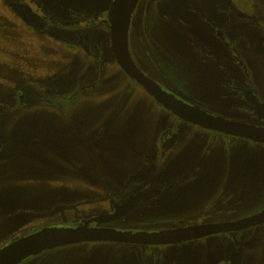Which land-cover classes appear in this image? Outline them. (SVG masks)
I'll return each mask as SVG.
<instances>
[{
  "label": "rangeland",
  "instance_id": "rangeland-1",
  "mask_svg": "<svg viewBox=\"0 0 264 264\" xmlns=\"http://www.w3.org/2000/svg\"><path fill=\"white\" fill-rule=\"evenodd\" d=\"M111 1L0 0V249L40 229L77 227L109 212L107 189L91 177L102 172L97 161L105 157L116 174L126 169L134 161L129 155L148 151L147 140L167 115L153 111L151 96L116 62L107 25ZM136 7L140 25H132L128 51L137 68L185 103L251 122L233 78L215 72L219 56L228 64V51L208 37L204 14L188 8L211 18L218 11L237 27L231 40L239 62L264 98V0H138ZM50 12L61 24L47 22ZM171 122L182 130L180 145L152 178L182 179L177 190L124 215L114 228L146 233L178 222H236L264 209L263 144L168 116ZM244 245L249 262L264 264V224L184 244L70 243L18 264H218Z\"/></svg>",
  "mask_w": 264,
  "mask_h": 264
},
{
  "label": "flooded vegetation",
  "instance_id": "flooded-vegetation-1",
  "mask_svg": "<svg viewBox=\"0 0 264 264\" xmlns=\"http://www.w3.org/2000/svg\"><path fill=\"white\" fill-rule=\"evenodd\" d=\"M112 2H113V0L111 1V6H109L110 9L108 11L109 16H108V23H107L108 29L110 31V35H111L110 18H111ZM136 6H137V3L134 6V8L132 9V12H131L132 17L130 16L129 28H128V32H127V47H129V39L131 38V37L129 38V34L131 33L132 25L134 24L136 26V28H139V25H140L141 15L138 14V15L134 16L135 10L137 8ZM188 9L193 13L194 12L196 13L199 11V12L204 14V16L202 17L203 21H204V22H202L203 26L205 28V25H206L207 28L209 29L210 33H211V35H209L208 37L209 38H210V36L215 37V39H217L225 47V50H227L229 53L228 57L225 58L226 60H228V64L221 63L222 62V60L220 59L221 56L218 57V59H217L218 67H217V69H215V72H217L219 74H226V75H229L230 78H233V81H234L233 84L237 88V92L235 94L240 101V105H244V107H242V110L247 112L251 116V122H245L244 125H251V126H256L259 128H264V106L258 107V105H256L255 102H253V98H257L259 102L264 104V98H262V96L259 95L257 93L256 89L254 88L252 77H251L250 73H248L247 66L245 65V63H243L242 61H241V63L239 62V60H240V57L238 55L239 53L235 49L233 41L231 40V37L233 35L237 34V31H238L237 27H235L232 24H229V22H225L221 17H219V15L217 14L218 11L215 12L214 17L212 16V18H211L208 16L210 14H206L207 12H204L205 11L204 9H201V8H188ZM216 10H218V9L216 8ZM77 12H79V11H77ZM162 12H166L167 15L168 14L169 15L174 14V12L171 10H169V11L165 10ZM47 14L49 15V14H53V13L50 12ZM133 19L139 20L137 25L134 23ZM46 20L48 23H50L52 25L61 24L60 18L58 16H56L55 14H53L51 17H46ZM132 35H134V34L132 33ZM239 36H242V35H239ZM111 39H112V35H111ZM130 42H131V39H130ZM112 45H113V43H112ZM113 50H114V48H113ZM203 51H205L206 55L209 57L208 52H212V49L208 48V50L204 49ZM114 53H115V51H114ZM115 57H116V55H115ZM130 57H131V55H130ZM223 58H224V56H223ZM131 59H132V57H131ZM132 61H133V59H132ZM116 62L118 64L119 68L121 69V71H123V69L120 67V65L118 63V60H116ZM133 63H134V61H133ZM235 64L236 65L238 64L237 66L239 69L236 68ZM232 70L238 71L240 77H239V75L235 76L234 73L232 72ZM242 73H243V75H242ZM208 74H210V72ZM209 77H211V75H208V78ZM147 78H149V77H147ZM137 84L140 85L139 83H137ZM144 91L149 96H151V98L153 99L151 106H150V107H153V111H155V110L158 111V109H159L162 113L166 112L167 115H162L163 119H162L160 126L157 128L158 129L157 132L156 133L154 132L153 137L151 139L147 140L149 142H152L151 144H149L150 147L147 149L148 151L146 153H144V155H129L128 159L129 160L132 159L134 161L126 169H123V168L120 169L119 168V171L116 174L114 172V168H112V165H109L106 162L105 157H103V158L100 157L99 161H97V162H99L98 164H99V166H101L102 172L100 173L99 177H97L98 175L95 174L96 172L91 174V177L95 180V183H98L101 187H103L104 189H107L108 196H110V198L105 197L103 199L109 200V202H111L110 207H112V209H110L109 212L100 214L102 217L107 218L106 222L91 223L90 219H92V218H87V219H84V223H82V225H80V226L113 227L112 224L117 220L120 221L121 219H123L124 215H127V214H129L135 210L136 211L137 210L142 211V210L146 209L145 205H148V206L155 205V203L157 202V199L159 197H162L163 195H165L166 192L177 190V189H175V187L177 185H179V183L181 182L180 180H182V179L177 178L176 180L170 181L169 183L156 184L155 180H159L161 178H157L155 176H153L155 178H152V175L154 173H161V169L159 168V165L161 164V162L163 160L169 158V155H171V153L179 147L180 142H181L182 130L176 128L177 126L173 122H171V126H169L166 123V119L168 116L174 117L175 119L179 120V122H184L186 124L192 125V126L198 128V129H201V130L204 129V130H208V131H211L213 133H216V134H225V133H221L218 131L211 130L209 128H205V127H203L199 124H196L192 121H188V120L181 118L176 113H174L173 111H171L170 109L165 107L162 103H160L155 97H153L150 93H148V91H146L145 89H144ZM174 96L177 97L176 95H174ZM257 99H255V100H257ZM182 102H184V101H182ZM186 104H190V103H186ZM190 105H192V104H190ZM194 107H196V106H194ZM199 110H202V109H199ZM202 111H204V110H202ZM204 112H206V111H204ZM206 113H208V112H206ZM211 115H214V114H211ZM217 117H219V116H217ZM220 118H223V117H220ZM223 119H226V118H223ZM227 120H229V119H227ZM230 121H232V120H230ZM225 135H229V134H225ZM229 136H233V135H229ZM233 137H237V136H233ZM240 138H242V137H240ZM254 142H256V141H254ZM257 143H259V142H257ZM139 144L142 145L144 143L141 142ZM260 144H263V143H260ZM114 173L116 174V176ZM97 174H99V173H97ZM195 174H196V166L193 167L191 169V171L189 172V175L191 177H192V175L195 176ZM146 175L148 176V178H146ZM100 177H101V179H100ZM97 179H99L101 181V183L96 181ZM263 211H264V209H261L258 213H255L251 216L257 215ZM251 216L249 215V217H251ZM246 218H248V217H246ZM246 218H244V219H246ZM244 219H241L240 221H236V222H241ZM227 223H235V222L214 223V224H208V225L197 224V223L188 224L187 222H178L173 226H170L168 228H163L160 230L175 229V228H186V227H200V226L227 224ZM262 224H264V223H262ZM262 224H259V225L253 226V227H249V228H246L243 230H239V231L221 232V233H216V234L242 233L248 229L255 228V227L260 226ZM29 234H31V233H29ZM212 235H215V234H210V235H206L203 237L193 238L191 240H186V241H181V242H172V243H168V244H173V243L184 244V243H188V242H191L194 240L203 239L207 236H212ZM12 241H10V242H12ZM168 244H159V245H168ZM149 246H153V245H149ZM244 248H245V245L241 248L239 247V248H234V249L230 250L228 254L224 255V257L222 259H220L218 264H254L253 261L249 262V259H248L249 255L245 252Z\"/></svg>",
  "mask_w": 264,
  "mask_h": 264
},
{
  "label": "water",
  "instance_id": "water-1",
  "mask_svg": "<svg viewBox=\"0 0 264 264\" xmlns=\"http://www.w3.org/2000/svg\"><path fill=\"white\" fill-rule=\"evenodd\" d=\"M138 0H113L110 29L116 58L123 71L165 107L181 118L192 121L205 128L221 133L246 138L264 144V128L239 124L206 113L193 105L182 102L155 82L143 75L133 63L128 47L127 32L132 9ZM257 98L253 102L264 106ZM106 217L90 219L91 223L106 222ZM264 223V211L248 217L241 222L186 227L153 232H126L125 230L103 226L49 227L40 229L24 237L13 240L0 249V264H18L27 257L41 251L70 243L118 242L137 245H159L181 242L221 232L239 231Z\"/></svg>",
  "mask_w": 264,
  "mask_h": 264
},
{
  "label": "crops",
  "instance_id": "crops-1",
  "mask_svg": "<svg viewBox=\"0 0 264 264\" xmlns=\"http://www.w3.org/2000/svg\"><path fill=\"white\" fill-rule=\"evenodd\" d=\"M11 223V219H10V222H8L7 224ZM0 224H2V222H0ZM48 250V249H47ZM45 251V250H44Z\"/></svg>",
  "mask_w": 264,
  "mask_h": 264
}]
</instances>
